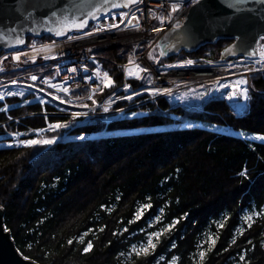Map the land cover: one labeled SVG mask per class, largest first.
<instances>
[{
  "label": "trees",
  "instance_id": "trees-1",
  "mask_svg": "<svg viewBox=\"0 0 264 264\" xmlns=\"http://www.w3.org/2000/svg\"><path fill=\"white\" fill-rule=\"evenodd\" d=\"M52 39L28 37L26 45ZM228 45L229 41L219 40L189 55L218 60ZM143 49L145 45L115 48L96 59L119 82L123 65ZM252 81L264 93V74ZM162 101L144 108L150 111L146 117L109 124L101 118H77L67 129L44 131L38 138L56 137L51 146L0 150L3 224L23 257L38 264H171L174 256L177 264H264V216L245 222L246 216L264 208V143L246 139L264 134V95H251L239 118L220 102L188 108ZM30 108L38 106H24L21 112ZM170 113L178 115L179 125L162 130ZM71 120L30 117L20 119L18 126L32 136L47 123ZM198 122L211 129H181ZM148 125L160 129L146 130ZM214 125L243 135L214 131ZM245 169L247 178L239 175ZM144 204L152 207L129 223ZM174 220L178 222L158 243L153 238L157 246L149 255H129L133 245L146 242L148 233ZM238 229L244 230L242 235ZM85 232L84 242H77ZM209 235L215 239L211 251ZM88 241L93 246L84 253ZM197 245L205 252L202 261Z\"/></svg>",
  "mask_w": 264,
  "mask_h": 264
},
{
  "label": "built area",
  "instance_id": "built-area-1",
  "mask_svg": "<svg viewBox=\"0 0 264 264\" xmlns=\"http://www.w3.org/2000/svg\"><path fill=\"white\" fill-rule=\"evenodd\" d=\"M180 4V9L172 12V3H169L167 0H142L137 6H131L121 12H109L93 20L90 31L70 35L73 37L71 40L67 36L53 41L54 43L44 44L49 45L51 51L37 52L29 47L11 53H2L0 56V60H2L0 67H3L4 71L0 72V92H4L5 90L13 92L32 90L36 94V97L40 98L41 94L45 92L63 95L67 98L64 106L42 98L53 109L50 112L44 113L37 111L30 114L31 116L58 117L65 115L72 117L71 114L73 112H82L87 113V115H82L81 117H103L108 122L113 121L118 115L128 110L149 106L168 95L180 91H193L199 86H207L210 96H217L220 92L225 91V100L234 110H239L237 105L244 104V101L241 99L232 101L227 99L228 93L232 89L230 87H222V85H233L237 81L245 79L248 83L241 87L248 88V95H264V93H257L251 86V77L264 74V70L247 71L248 68L262 69V66L256 64L255 60L259 58L260 44H264V41L257 44L256 53L258 58H228L220 62V60L213 61L205 56H196L162 64L158 62L151 64L149 62L148 55L157 46L159 39L172 29L173 24L183 22L186 18V16H182L183 12L193 5L192 0L181 2ZM122 13H128V16L124 19V23H120ZM133 14L139 21V28L136 27V21H133L132 25L128 24V20L132 18ZM168 14H171V20L165 19L164 24H160L158 18L166 17ZM113 17H116V19L113 20ZM112 23L119 24V27L108 29L107 26ZM97 29L106 30L97 31ZM154 29L157 30L154 31ZM86 33L93 34L86 35ZM141 45H145V49L135 57V64H127L123 67L124 77L122 81L115 84L111 88V92L103 99L96 101L95 110H92V103L88 108L76 106L79 102L89 100L87 97L91 90L98 89L100 86L96 72H107L95 58L98 52L124 46L139 47ZM42 46H36V49H40ZM18 52L27 53L28 55L23 56L24 58L21 56L20 62L12 61L11 56ZM45 56L49 58L45 59ZM3 57H7V59H3ZM30 57H35L34 63ZM189 59L194 63L192 65H185L184 61ZM136 64L141 68L148 69L147 72L140 73V79H144V83H132L139 79H136L134 76L128 78L125 75V67L135 69ZM169 65H175V67H169ZM69 69H76V71L70 72L68 71ZM33 75L37 77L35 81L30 79ZM13 80L17 81L16 85H12L11 82ZM29 84L33 85V87H26ZM49 84L53 85V87H49ZM125 84L130 85L128 92L124 91ZM5 86H7V89ZM57 88H68L69 91L66 95L63 91H57ZM37 89L40 91H37ZM164 90H167V92L159 94L160 92H164ZM81 91H86V95H81ZM98 92L100 91L96 93ZM73 93L78 94L74 96L72 95ZM125 95H131L133 98L131 100L117 99V97ZM19 99L20 96L6 97L4 101H0V106L15 103ZM105 107H108L107 112L103 110ZM62 108L64 109L63 112H61ZM27 116L29 115L13 117L10 111L2 112L0 113V128H4L6 124ZM4 135L8 140L0 142V148L27 140L22 137L18 129H14L11 132L5 131Z\"/></svg>",
  "mask_w": 264,
  "mask_h": 264
},
{
  "label": "water",
  "instance_id": "water-1",
  "mask_svg": "<svg viewBox=\"0 0 264 264\" xmlns=\"http://www.w3.org/2000/svg\"><path fill=\"white\" fill-rule=\"evenodd\" d=\"M167 1L169 3H181L188 0ZM101 2L102 0H24V10L19 11L18 9L22 7L19 0H0V33H5L4 39L13 45L16 43L17 35H20L25 42L28 37L35 39H41L45 36L57 37L46 30L57 27L59 16L53 17L51 15L53 11L59 12L62 9H68L81 16V13H87L90 10L92 4ZM32 5L39 6L41 10L39 14L33 10ZM73 5L76 7L73 8ZM243 7L244 11L234 13L232 9L226 6L225 0H200L199 4L191 5L183 12L182 16H186V18L183 22H179L182 25L181 28L171 29L157 42L161 56L162 54L168 57L174 56L181 51L193 53L199 48L205 45H213L219 40L230 41L228 47L235 46V44L241 43L240 40H237L238 36L243 38V46L247 48V51L252 52L257 47L256 41L259 35L264 34L255 24V21L259 20V16L264 14V4L257 3V0H249ZM122 10L125 9H113L107 6L97 13V18L109 12ZM27 12H32L35 21L32 18L25 19ZM81 18L87 17L82 16ZM87 19L88 24L95 20ZM11 29L17 31L13 32ZM27 29H34V31ZM83 30L70 32L76 33ZM67 34L69 32L65 35ZM22 45L7 47L0 43V52L14 51ZM224 50L221 53L220 62L226 58L249 57L241 51L229 55L224 53ZM249 58H258L257 53L254 57ZM4 229L3 210L0 209V264H38L30 259H25L19 253L14 246L10 233Z\"/></svg>",
  "mask_w": 264,
  "mask_h": 264
},
{
  "label": "snow or ice",
  "instance_id": "snow-or-ice-1",
  "mask_svg": "<svg viewBox=\"0 0 264 264\" xmlns=\"http://www.w3.org/2000/svg\"><path fill=\"white\" fill-rule=\"evenodd\" d=\"M142 0H102L101 3H95L92 4L90 10L87 13H81V16L76 15L75 12H71L68 9H62L59 12L58 11H53L51 13V15L53 17H57L59 16V19L57 20V27L55 29L52 28H48L46 29L47 31L51 32L53 35L60 37L65 35L67 32L70 31H80L83 30L87 24H88V19L87 18H91V19H96L97 18V13H99L101 11V9L110 6L113 9H127L130 6H137L139 3H141ZM249 2V0H225L226 6L230 9L233 10L234 13H239L241 11H244V5H246ZM19 3L22 5V7L20 9H18L19 11H23V4H24V0H19ZM193 4H199L200 0H192ZM257 3L259 4H264V0H257ZM59 7V6H57ZM76 6L73 5V8H75ZM181 4L180 3H172L171 5V11L172 12H176L180 9ZM32 8L34 11H36L38 14L40 13V9L38 5H32ZM251 11V10H250ZM87 17V18H81V17ZM128 16V13H122L120 16V23H124V19L125 17ZM27 18H32L33 21H35V18L32 17V12H27V15L25 17V19ZM116 17H113V20H115ZM159 22L160 24H164L165 19L171 20V14H168L166 17H159ZM133 21H136V27L139 28V21L137 19V17L133 14L132 18L130 20H128V24L132 25ZM255 24L257 25V27H259L261 29L262 32H264V14H261L259 16V20L255 21ZM181 24L179 22H177L176 24L172 25V30H177L179 28H181ZM108 29H112V28H118L119 24L116 23H112L109 24ZM28 31H34V29H27ZM106 29H97V31H104ZM157 29H154V31ZM11 31L15 32L17 31L16 29H11ZM93 33H86V35H92ZM5 33H0V43H3L5 46L7 47H16L19 45H22L25 43L24 39L20 36L17 35L16 36V43L13 44H9L7 40L4 39L5 37ZM68 39H73V37L69 36ZM237 40H240L241 43L240 44H235V46H230L225 48L224 53L226 54H233L237 51H241L243 52L245 55L249 56V57H254L256 55V50L253 49L252 52H248L247 48L243 46V38L242 37H237ZM261 41H264V34H260L259 35V39L256 41L257 44H260ZM54 43V42H53ZM29 47H31L33 49V51H51V48L49 45H43L40 49H36L35 44L29 45ZM27 53H23V52H18L15 53L11 56L12 61L14 62H20V58L21 56H27ZM45 59H48L49 57L45 56ZM149 58L152 59V55L151 53L149 54ZM3 59H7V57H3ZM30 59L32 60V62H35V57H30ZM0 63H2V60H0ZM25 63H27V61H25ZM129 65H133L135 64L134 60L130 57L129 61H128ZM194 62L192 60H186L184 61L185 65H192ZM210 63V62H209ZM256 64H260L262 66V69H255V68H248L247 71H258V70H264V44H260V51H259V58L255 60ZM169 67H175V65H169ZM135 71H130L127 66L125 67V75L126 76H134L136 79H140V73L141 72H147L148 69L146 68H141L138 64L135 65ZM86 70V69H85ZM4 68L0 67V72H3ZM68 71L70 72H75L76 69H69ZM96 77L98 79L99 82V87L98 89H92L90 94L88 95L87 99L92 101V110H95V106H96V100L93 98L94 94L97 91L103 92L104 89H108L114 86V81L111 78V76L109 75V73L104 72V73H100L99 71L96 72ZM31 80L35 81L37 79V77L35 75L30 77ZM12 85H16L17 81L13 80ZM149 83H151V81H149ZM248 81L245 79H241L239 81H237L235 84L233 85H222V87L228 88L230 87L232 89L231 92L228 93L227 99H229L230 101L232 100H236V99H241L244 101V104L240 105L238 104L237 107L240 110H246L247 108V101L250 99L249 95H248V88L247 87H241L242 85H247ZM26 87L28 88H32L33 85L29 84ZM49 87H53V85L49 84ZM5 88L7 89V86H5ZM130 88L129 84H125L124 85V91L128 92ZM37 91H40L39 89H37ZM57 91H63L66 95L69 91L68 88H57ZM165 92H167V90H164V92H160L159 94H164ZM138 94V93H137ZM25 95L23 90L20 91H10V90H5L4 92H0V101H4L6 97H14V96H20L23 97ZM204 94H201L199 97V99L203 98ZM133 97L131 95H125L123 97H117V99H126V100H131ZM37 100L40 101L41 104H44L45 101H43L42 99H40V97H36ZM53 100H57L58 97L53 96L52 97ZM79 99V98H78ZM179 99V97H178ZM61 104H64L65 101L64 100H60L59 101ZM24 103L27 104L29 103L28 100H24ZM77 107H82V108H88L89 106L87 104H81V105H76ZM9 106L7 104H5L2 108H0V111L3 112H7L9 111ZM105 112L108 111V107H105L103 109ZM64 109H61V112H63ZM118 111H122V110H118ZM72 120L66 123H61V122H55V123H48L47 128H41L36 130V135L37 137H39V133L40 132H55L58 131L60 129H67L69 127V125L74 122L78 117L80 116H86L87 113H82V112H73L72 114ZM133 115H135V113H133ZM9 119H11V117H9ZM18 135V134H17ZM241 135H243V133H241ZM76 139H80L83 140L84 137L83 136H77ZM246 139L248 140H255V141H259L261 143H264V134H255L252 136H247ZM56 142V137H52V138H37V139H27V140H23V141H19L16 145H12L9 144L8 147H26V148H30V147H34L37 145L40 146H51L52 144H54ZM239 175L244 176L245 178H247V170H243L239 173ZM103 207V206H102ZM152 206L151 204H144L141 205L140 208L137 209V212L134 215V220L133 221H129V223H133L135 220H139L142 218L143 214L145 211H147L148 209H150ZM107 211L111 212L112 209L108 208ZM253 216L259 217V216H264V208L260 209L259 212H252L250 215L245 217V222L247 221H252L253 220ZM157 222H159L160 218L157 217ZM225 219H227V217H225ZM178 221L174 220L172 221L171 224L165 225L160 231L157 232H151L148 233L147 235V239L146 242L136 246L133 245L132 249L129 252V255H135V256H140L141 254L144 255H149V250L154 251L157 243L159 242V238L160 236L167 231H170L171 228L177 223ZM151 226V225H150ZM252 226L251 223L248 224V227L250 228ZM218 228H222L223 224L219 223L217 225ZM5 231H8L7 228L4 229ZM100 231H103V228L99 229ZM91 231V230H89ZM124 231H127V229H124ZM238 231L240 232V234H243V229H238ZM88 233L85 232L83 235H81L78 239L77 242L79 243H83L84 242V237L87 235ZM115 235V233H114ZM156 238V242H153V238ZM209 241H211V244L209 245V251H211L212 247L215 245V239H213V237L211 235L208 236ZM73 243V241L70 239L68 241V244L71 245ZM233 243H235V240L233 239ZM249 243H251V241H249ZM92 242L88 241L86 246L83 248V252L87 253L91 248H92ZM172 247H175V244L172 245ZM197 248L200 249L198 251V256L199 259L202 261L204 256H205V252L202 250V245H197ZM123 255V253L121 254ZM25 259H28L27 257H25ZM241 260H244V256L242 255L240 257ZM171 264H177V258L174 256L172 257V261Z\"/></svg>",
  "mask_w": 264,
  "mask_h": 264
},
{
  "label": "rangeland",
  "instance_id": "rangeland-1",
  "mask_svg": "<svg viewBox=\"0 0 264 264\" xmlns=\"http://www.w3.org/2000/svg\"><path fill=\"white\" fill-rule=\"evenodd\" d=\"M69 33H74V32H69ZM76 33H80V32H76ZM31 43L32 44L33 43L36 44L34 40H31ZM229 44H230V41H229ZM7 53H11V52L8 51ZM151 55H152V59H150L149 55H148V60H149V62L151 64H155L158 61L159 58L161 60V63H167L168 62V61H164L163 58H165V57H160L161 53L159 52L157 47H155L152 50ZM22 58H24V57L22 56ZM184 58H185L184 54H178V55L175 56L174 59H184ZM130 71H135V69H130ZM251 84H252L254 89H256L258 91L260 90V89L257 88V86L255 85L254 81H251ZM201 94H204L202 99L196 98V97H199ZM225 95H226L225 91H222L216 97H209V96L205 95V88L204 87H198L193 92H189V93L188 92H178V93L172 94V95L166 97L165 100H163L162 102H163L164 105L167 104V105H170V106L177 105V104H182V105H185L188 108H192L191 104L194 105L195 108H199V106H201L202 104L212 103V102H220V103H222V104H224L226 106ZM178 97H179V99H178ZM194 101L199 102L198 105H195L194 103H191V102H194ZM32 103H33V101H29V103H27V105H30ZM149 112L150 111L147 110V109H136V110H133V111L129 112L127 114V116L130 117V118L146 117V116H148ZM230 112L232 113V111H230ZM133 113H135V115H133ZM124 116L122 115L119 118H123ZM168 117H169L170 120H167L161 126V129L162 130L176 129L178 127V125H179V123L176 121L178 119V115L170 113V115L168 114ZM189 127L196 128L195 125L190 126L189 124H186V125L182 126L181 129H187ZM213 128L215 130H217V131L218 130H222L225 133H232V131H233L231 128H228V127L222 126V125H214ZM146 129H150L152 131H156V130H159L160 127L154 128V126L151 127L150 125H148ZM94 137H96V136L93 135L92 138H94ZM1 196H3V198H7V195L5 193H2V192H1ZM12 197H15V199H16L18 196L14 195Z\"/></svg>",
  "mask_w": 264,
  "mask_h": 264
},
{
  "label": "bare ground",
  "instance_id": "bare-ground-1",
  "mask_svg": "<svg viewBox=\"0 0 264 264\" xmlns=\"http://www.w3.org/2000/svg\"><path fill=\"white\" fill-rule=\"evenodd\" d=\"M98 42V41H97Z\"/></svg>",
  "mask_w": 264,
  "mask_h": 264
}]
</instances>
